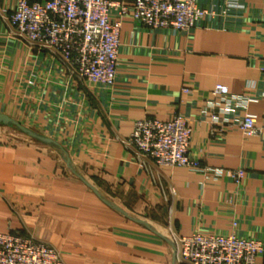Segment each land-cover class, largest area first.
<instances>
[{"label": "crops", "instance_id": "crops-1", "mask_svg": "<svg viewBox=\"0 0 264 264\" xmlns=\"http://www.w3.org/2000/svg\"><path fill=\"white\" fill-rule=\"evenodd\" d=\"M196 3L205 15L187 34L124 18L115 83L102 89L28 47L7 20L13 1L0 0V114L54 143L0 125V234L42 241L63 264H184L177 241L194 232L264 242V0ZM176 114L206 172L156 166L127 144L135 121ZM245 114L259 136L219 135ZM237 169L239 184L225 175Z\"/></svg>", "mask_w": 264, "mask_h": 264}, {"label": "built area", "instance_id": "built-area-1", "mask_svg": "<svg viewBox=\"0 0 264 264\" xmlns=\"http://www.w3.org/2000/svg\"><path fill=\"white\" fill-rule=\"evenodd\" d=\"M8 22L14 34L33 49L58 55L69 75L102 89L115 83L121 21H132L151 29H172L187 34L205 12L196 0H133L130 6L113 0H12ZM115 16L116 20L111 21ZM264 71V53L261 58ZM184 92L188 90L184 89ZM212 94L228 97L224 85L214 86ZM216 124V120L212 119ZM256 117L245 114L235 122L219 123L223 136L232 128L244 138L260 135ZM191 129L182 115L167 121L153 118L137 120L126 142L156 166L206 172L200 159L190 154ZM235 184L243 171L226 170ZM236 227V222H232ZM176 259L184 264H260L264 242L229 235L194 232L177 241ZM0 264H63L50 245L16 235L0 234Z\"/></svg>", "mask_w": 264, "mask_h": 264}, {"label": "water", "instance_id": "water-1", "mask_svg": "<svg viewBox=\"0 0 264 264\" xmlns=\"http://www.w3.org/2000/svg\"><path fill=\"white\" fill-rule=\"evenodd\" d=\"M0 125L13 126L16 129H18L22 134L26 135L27 137L31 139H34L44 144H54L50 139L43 137L40 134L33 132L30 129H27L26 127L20 125L15 120H13L12 118L6 115L0 114Z\"/></svg>", "mask_w": 264, "mask_h": 264}, {"label": "rangeland", "instance_id": "rangeland-1", "mask_svg": "<svg viewBox=\"0 0 264 264\" xmlns=\"http://www.w3.org/2000/svg\"><path fill=\"white\" fill-rule=\"evenodd\" d=\"M6 130H7V134H11V135H16V136H18V137H25V136H23V134L18 130V129H16L15 127H13V126H8V128H6Z\"/></svg>", "mask_w": 264, "mask_h": 264}]
</instances>
